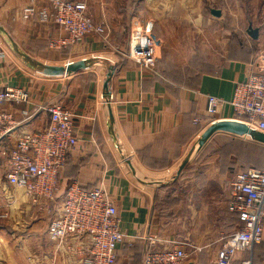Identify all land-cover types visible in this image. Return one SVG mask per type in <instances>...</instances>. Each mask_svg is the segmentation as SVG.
Segmentation results:
<instances>
[{"label": "crops", "instance_id": "0c3cea01", "mask_svg": "<svg viewBox=\"0 0 264 264\" xmlns=\"http://www.w3.org/2000/svg\"><path fill=\"white\" fill-rule=\"evenodd\" d=\"M82 1L110 28L109 41L90 34L53 46L67 36L62 26L23 17L29 5L49 8L47 0H0V89L29 95L28 103L3 105L19 122L14 133L46 129L51 103L73 112L79 141L61 183L107 188L132 236L117 264L132 262L137 240L145 249L141 235L186 239L193 247L185 248L184 264H214L221 236L240 228L227 202L241 169L221 167L217 155L193 162V144L215 121L235 119L229 103L209 119L207 97L230 101L251 72L264 48V0ZM6 173L0 154V215L8 213L0 217V264H82L87 241L52 240L47 216ZM172 183L184 190L166 194ZM239 256L264 264V239Z\"/></svg>", "mask_w": 264, "mask_h": 264}, {"label": "built area", "instance_id": "2783aa9c", "mask_svg": "<svg viewBox=\"0 0 264 264\" xmlns=\"http://www.w3.org/2000/svg\"><path fill=\"white\" fill-rule=\"evenodd\" d=\"M47 1L49 8L25 7L23 17L37 15L40 20H52L62 26L67 36L51 45L79 42L90 34L109 41L110 28L90 16L86 1ZM146 63L145 66L153 65V61ZM250 66L251 72L235 85L230 101L214 95L207 97L206 116L217 120L218 113L229 103L236 120L264 133V48ZM11 101L28 103L29 95L14 87L0 89V154L5 159L8 182L23 189L38 212L47 216L52 240L59 244L68 239L87 241L82 249V264H117L120 245L132 236L123 231L118 208L104 184L88 188L74 182L63 196L57 197L63 170L79 141L75 115L62 102L51 103L45 108L50 116L46 129L15 134L19 122L13 113L3 109ZM22 113L28 114V109ZM230 184L227 210L236 213L242 225L221 236L222 245L214 264H252L251 257L239 255L251 252L264 239V169H237ZM7 216L6 212L0 215ZM137 238L146 240L142 264H184L185 248L193 247L182 238Z\"/></svg>", "mask_w": 264, "mask_h": 264}, {"label": "rangeland", "instance_id": "374dc122", "mask_svg": "<svg viewBox=\"0 0 264 264\" xmlns=\"http://www.w3.org/2000/svg\"><path fill=\"white\" fill-rule=\"evenodd\" d=\"M237 142V145L235 144ZM258 145V146H257ZM195 150L193 152L194 160L198 156L197 162L200 164L205 157L210 155H217L218 160L221 161L222 164H225L227 160H229V150L234 151L241 146L245 152V158L242 161L237 162L236 166L244 167V165L254 164V162H263L264 161V143L254 141L250 136H236L227 132H216L211 138L204 144V147L201 149L198 146V140H196L193 144ZM253 146H257L261 148V152L259 153L258 149ZM245 147V148H244ZM248 148V149H247ZM248 150L250 152H248ZM259 153V154H258ZM193 155V156H194ZM258 157V158H257ZM225 161V162H224ZM177 186V185H176ZM170 188H167L165 193H173L177 188H173V183L169 185ZM166 188V187H165ZM179 189H183V187H179ZM189 188V187H188ZM184 190V189H183ZM163 204L166 205V200H163Z\"/></svg>", "mask_w": 264, "mask_h": 264}, {"label": "water", "instance_id": "95a60500", "mask_svg": "<svg viewBox=\"0 0 264 264\" xmlns=\"http://www.w3.org/2000/svg\"><path fill=\"white\" fill-rule=\"evenodd\" d=\"M212 13L215 16L221 15V10L219 9H212ZM249 34L253 38H258L259 30L256 28L250 27ZM86 64L85 62H81L79 66H83ZM216 132H227L236 136H245L248 135L250 138H252L254 141L264 143V133L253 130L245 123L236 120H218L212 123L200 136L198 140V146L199 148L203 147L204 144L211 138V136ZM189 158H187L182 167L180 168V172L183 170L185 165L188 163Z\"/></svg>", "mask_w": 264, "mask_h": 264}, {"label": "trees", "instance_id": "16d2710c", "mask_svg": "<svg viewBox=\"0 0 264 264\" xmlns=\"http://www.w3.org/2000/svg\"><path fill=\"white\" fill-rule=\"evenodd\" d=\"M235 144L237 145V142H235ZM257 146H253V147L258 149L259 150L258 152L260 153L261 152V148H260L261 146L260 147H257ZM248 152H250V151L248 150ZM229 156H230V158H229V160L226 161L225 164L221 163V161H222V159H221L220 160V165L223 168L224 167H229V168H232L233 170H235L234 168H236V167L238 168V166H236L237 165L236 163L239 162V161H242L245 158V152H244V150H243V148L241 146H238V148L236 150H234V151L229 150ZM67 164H68V162H67ZM250 167H257V168H260V169H264V161L263 162H254V164H250V165H244V167H240V169L246 170V169H248ZM61 182H60L59 190L57 192V197L63 196L65 194L66 190L68 189V187L71 185V184L62 185ZM89 188H91V187H89ZM237 219H238V216H237ZM238 221H239V219H238ZM239 223H240V226H241L242 223L240 221H239ZM142 242L143 241H141V240H137L136 241L135 249H134L135 250V254L132 257V262H130V264H139V263L142 264L143 258H144V254H145V249H144V246H143ZM260 243L255 244V246L260 244Z\"/></svg>", "mask_w": 264, "mask_h": 264}]
</instances>
